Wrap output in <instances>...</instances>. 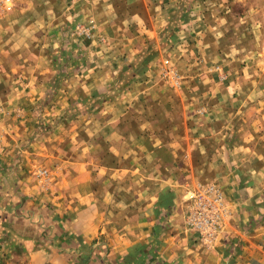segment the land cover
Instances as JSON below:
<instances>
[{"label":"crops","instance_id":"crops-1","mask_svg":"<svg viewBox=\"0 0 264 264\" xmlns=\"http://www.w3.org/2000/svg\"><path fill=\"white\" fill-rule=\"evenodd\" d=\"M15 2L0 20V264H264V222H251L264 200V127L239 139L238 96L153 93L142 75L103 94L133 47L125 39L154 36L162 7L146 17L148 3L128 2L123 20L119 0ZM87 14L90 36L125 47L61 63L54 39ZM85 96L103 102L75 109ZM212 182L230 214L205 245L185 224V198Z\"/></svg>","mask_w":264,"mask_h":264},{"label":"rangeland","instance_id":"rangeland-1","mask_svg":"<svg viewBox=\"0 0 264 264\" xmlns=\"http://www.w3.org/2000/svg\"><path fill=\"white\" fill-rule=\"evenodd\" d=\"M15 1L0 0V20L13 11ZM128 2L138 8L141 3H148L146 17L149 13L156 15L154 4L157 3L165 19L154 36L137 41L125 39L126 44L132 43L133 47L129 55L124 54L121 68L110 73L109 83L103 90L106 97L112 99L119 95L134 76L142 75L152 79L153 93L181 95L189 100L208 93L237 95L239 103L233 110L239 112L231 126L240 132L237 133L239 139L246 136L248 127H264V0H119L114 9L123 20L135 9ZM91 16L87 14L71 25L68 21L63 32L54 39L59 44L57 48L60 46L61 63L85 65L94 60L95 51L117 46L118 39L114 37L90 36V31H95L87 29L96 26ZM119 41V47L124 48L125 44ZM101 60L108 61L99 59V63ZM102 102L100 99L86 102L85 96L76 103L75 109L85 105L97 108ZM200 105L203 104H191L196 112ZM42 126L48 128V124ZM43 173V181H48L46 169ZM210 184L217 185L223 192L227 206L224 224L230 214L224 190L216 182L205 186ZM259 206L256 219L251 220L253 224L264 222V200ZM48 209L47 212L51 210ZM45 232L47 239L57 240L52 230ZM83 251L79 254L88 253L86 249Z\"/></svg>","mask_w":264,"mask_h":264},{"label":"built area","instance_id":"built-area-1","mask_svg":"<svg viewBox=\"0 0 264 264\" xmlns=\"http://www.w3.org/2000/svg\"><path fill=\"white\" fill-rule=\"evenodd\" d=\"M227 206L222 190L215 184L198 186L186 192L184 219L196 240L210 245L219 239Z\"/></svg>","mask_w":264,"mask_h":264}]
</instances>
